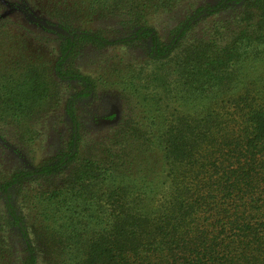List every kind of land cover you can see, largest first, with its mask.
Listing matches in <instances>:
<instances>
[{
	"label": "trees",
	"instance_id": "1",
	"mask_svg": "<svg viewBox=\"0 0 264 264\" xmlns=\"http://www.w3.org/2000/svg\"><path fill=\"white\" fill-rule=\"evenodd\" d=\"M26 1L8 5L55 32L57 54L27 59L0 19V133L32 153L31 121L66 97L69 133L33 169L0 174V191H16L0 208V264H264V0ZM121 45L154 67L126 73L123 115L87 136L76 104L100 81L76 57Z\"/></svg>",
	"mask_w": 264,
	"mask_h": 264
},
{
	"label": "rangeland",
	"instance_id": "2",
	"mask_svg": "<svg viewBox=\"0 0 264 264\" xmlns=\"http://www.w3.org/2000/svg\"><path fill=\"white\" fill-rule=\"evenodd\" d=\"M11 2L23 5H28L27 3L29 2L26 0H0V19L9 17V22H6L7 28L12 29L15 35H20H17L16 39L21 40V43H23L22 53L25 55L24 57L35 60L37 57L42 56L52 61L57 54L59 37H57L55 32L44 30L40 25L31 24L27 14L21 10L11 11L8 5ZM31 7L37 17L50 20L42 8L32 4ZM111 21H97L91 24V27L96 29L100 25L107 26ZM150 22L151 24H156L160 28V33L164 34L163 28L168 24L167 18L156 14L151 17ZM146 59L147 53L145 49L124 47L123 45L101 50L86 46L76 57V64L80 70L100 81V87L97 92L77 100L76 104L77 114L83 122V130L87 133V136L94 135L99 137V135L111 131L117 124L125 108H123V98L116 87H119L122 81H128V74H126L128 71H139L141 68L144 74L151 71L154 65H149ZM135 81L141 80L137 78ZM65 83L67 84L68 82ZM66 84L64 92H67L68 89L72 92L74 91L72 89L77 87L75 85L73 88H69ZM143 91H151V88L143 89ZM71 92L66 95L71 94ZM66 98H64L65 100H63L59 108L50 110L40 116L35 115L36 117L31 121V124L37 130L34 143L35 151H32V153L18 150V147L14 144L16 143L15 139H13L11 134L9 139H6L0 133V174L9 175L18 170L33 169L43 160L56 155L64 147L69 133V118L65 112ZM175 106V104L167 103L162 107V110L169 113L173 111ZM28 187L30 188L29 190L37 189L36 181L30 182L26 188L28 189ZM12 191L13 189L7 194H3L0 191V208L5 205ZM10 199L17 210L28 212V207L26 202L23 201L22 195H15V197H10ZM10 236L16 248L22 249L23 241L18 234L17 227L11 232Z\"/></svg>",
	"mask_w": 264,
	"mask_h": 264
},
{
	"label": "water",
	"instance_id": "3",
	"mask_svg": "<svg viewBox=\"0 0 264 264\" xmlns=\"http://www.w3.org/2000/svg\"><path fill=\"white\" fill-rule=\"evenodd\" d=\"M53 29H54V30H57L58 32H60V33H62V34H68V32H67L65 29H63L62 27H59V26H57V25H54V26H53Z\"/></svg>",
	"mask_w": 264,
	"mask_h": 264
}]
</instances>
